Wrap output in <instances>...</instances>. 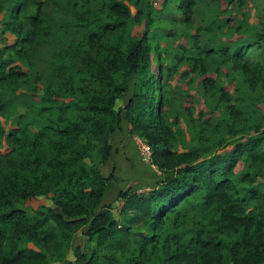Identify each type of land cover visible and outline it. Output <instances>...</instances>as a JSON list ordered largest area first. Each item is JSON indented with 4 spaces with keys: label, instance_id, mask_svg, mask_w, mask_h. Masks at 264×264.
Returning a JSON list of instances; mask_svg holds the SVG:
<instances>
[{
    "label": "trees",
    "instance_id": "obj_1",
    "mask_svg": "<svg viewBox=\"0 0 264 264\" xmlns=\"http://www.w3.org/2000/svg\"><path fill=\"white\" fill-rule=\"evenodd\" d=\"M173 2L187 22L201 5L217 6L215 0ZM107 7L113 20L98 26L90 20L85 28L87 40L98 44V53L85 63L92 86H75L68 79L55 90L40 73L31 79L34 68H26L24 61L26 40L32 37L23 36L25 29L13 18H5L0 27L3 38L18 36L0 49V85L18 86L11 94L0 93V114L11 129L6 133L0 122V139L10 147L6 153L0 150V264H75L66 258L74 235L85 227L96 248L89 255L75 249L79 264H264V187L259 182L264 178V112L259 117L254 107L241 111L217 78L220 66L233 62L234 71L264 88V19L257 32L232 34L216 45L212 36L235 25V17L226 18L220 9L203 35L196 36L194 54L183 57L190 67L183 76L202 78L203 93L224 103L229 129L248 128L253 134L225 146L223 153L198 147L181 152L174 148L180 118L174 126L166 123L163 95L167 80L178 71L157 57L158 75L151 73L155 11L139 5L133 16L125 0H107ZM40 17L36 13L31 22L46 41L53 30ZM134 22H145V29L131 41ZM58 29L64 31L63 25ZM248 33L256 38L246 39ZM212 66L216 74L209 77ZM126 78L135 79L126 121L149 144L162 180L146 195L120 192V221L104 204L114 175L101 174L99 164L110 158L109 137L119 123L114 109L127 90ZM17 105L28 112L14 114ZM30 117L39 123L35 130L28 125ZM93 153L99 161L88 164ZM240 163L245 167L237 171ZM38 198L52 204L30 216L24 204ZM135 226L148 233H135Z\"/></svg>",
    "mask_w": 264,
    "mask_h": 264
},
{
    "label": "rangeland",
    "instance_id": "obj_2",
    "mask_svg": "<svg viewBox=\"0 0 264 264\" xmlns=\"http://www.w3.org/2000/svg\"><path fill=\"white\" fill-rule=\"evenodd\" d=\"M173 1L125 0L126 4L131 7L133 16H136L139 5L144 10L151 7L155 11L156 19L153 24L154 30L151 40V73L158 75L157 57L166 65L176 66L178 71L175 77L167 80L168 87H165L163 91L164 97L167 98L164 108L166 123L169 126H174L176 120L180 118V124L174 127V148L183 152L186 149L198 147L202 150L208 149L212 153H223L226 149L225 146L228 148L244 135L247 136L249 132L253 134V131L248 128H240L237 131L229 129L228 123L230 120L225 111L224 103L203 93L202 78L194 75L191 78L183 76L186 71L190 70L183 57L191 55V53L194 54L196 51L195 44L200 39L196 36L199 33L203 35V31H206V27L213 18L215 19L220 9L224 11L226 18L231 15L235 17V25L233 29L228 28L224 33H217L212 36V41H215L216 45L226 42L229 37H238V33L241 34L245 31L257 32L255 30L258 29L264 19V0H232L231 3H229L230 0H215L217 6L209 7L210 3L201 5L200 9L193 13L191 22L184 21L182 13L176 10ZM206 1L210 2L211 0ZM19 3L22 6L18 11ZM36 13L41 16L43 26L50 27L53 30L51 38L46 41L41 38L39 27L31 22V16ZM114 16V13L107 7V0H12L10 2L0 0V27L5 18L6 21L13 18L14 22L22 25L25 29L22 35L33 39L26 40L29 50L28 59L24 61L26 68H34L31 79L35 78L37 73H40L45 79L50 80L55 90H58L68 79H71L75 86L93 85L92 79L86 75L85 63L94 51L98 53V44L87 40L85 28L90 20H92L91 23L98 26L102 22L106 23L113 20ZM144 23H131L129 31L131 41L142 35L145 29ZM60 24L63 25L64 31H59L58 26ZM1 32L2 30H0V49L6 44H14L16 38H18V36L16 37L11 33L5 34L3 38ZM251 33L246 34L245 38L252 40L256 38ZM253 52L258 56V52H255V50ZM92 57L97 61L99 60L97 54H93ZM232 64L228 62L225 67L220 66V74L218 77L216 76L219 84L229 93L231 102L235 106L242 107L241 111L245 112V107H254L261 111L258 116L263 117L264 88L251 84L241 70L234 71L232 69ZM210 70L212 72H210L209 77H212L213 74H216L213 66L210 67ZM118 81L120 84L124 83L122 77H119ZM134 82V78L125 79L127 90L118 98L114 109L119 114V123H116L115 131L109 137L110 146L112 147L110 156L115 144L119 142L117 134H121L122 139H124L122 141L124 146L120 150L125 154L128 161L134 163L140 171V174L135 178L130 177L126 180L127 183H119L117 187L120 186V190H116L112 197H108L107 205L112 210L113 215L120 221L122 220L120 210L123 205L120 192L131 190L139 195H146L157 189L162 180V173L153 164L151 152L148 157L146 152L143 151L144 144L151 151L147 141L131 132V126L125 118V106L133 96ZM16 88L18 86L15 84L8 88L0 85V93L11 94V92L8 93L9 90H15ZM27 112L28 110L18 105L13 110L16 115H25ZM0 122L6 129V133H9L11 130L10 124L7 123L5 116L2 114H0ZM25 125L27 124H24V127H26ZM28 125L33 130L39 127L37 120L32 117L28 119ZM9 148L0 139V150L6 153ZM125 149L126 151H123ZM98 161L99 155L93 153V157L86 162L92 164L98 163ZM108 161L99 164V169L104 176L112 173L115 178L113 185H115L114 171L109 168V165L107 169L103 168ZM244 167L245 164L240 163L237 171L243 170ZM259 182L264 187V178L260 179ZM51 204V201L47 198H38L26 202L24 208L31 216L36 213L40 206ZM133 230L135 233H148L143 226H135ZM85 231L86 227L74 235L71 250L66 258L75 264H79L74 255L75 249L89 255L96 248L95 244L88 240ZM53 264L60 263L54 262Z\"/></svg>",
    "mask_w": 264,
    "mask_h": 264
},
{
    "label": "crops",
    "instance_id": "obj_3",
    "mask_svg": "<svg viewBox=\"0 0 264 264\" xmlns=\"http://www.w3.org/2000/svg\"><path fill=\"white\" fill-rule=\"evenodd\" d=\"M117 136L119 142L115 144V148L112 150L108 163L105 164V166L103 167L104 169H107L109 165V168L114 171L116 177L115 185L111 187V189L105 196L104 204L106 205L108 204L109 201L108 197H112L113 194H115L116 190H120L121 187L120 186L117 187L119 183H127L128 181L126 180H128L130 177L135 178L140 174V171L138 170L136 165L131 161H128L125 154L120 150V148L124 146V142H122L124 139H122L123 137L121 136V134H117ZM123 151H126V149Z\"/></svg>",
    "mask_w": 264,
    "mask_h": 264
},
{
    "label": "built area",
    "instance_id": "obj_4",
    "mask_svg": "<svg viewBox=\"0 0 264 264\" xmlns=\"http://www.w3.org/2000/svg\"><path fill=\"white\" fill-rule=\"evenodd\" d=\"M147 145L149 146V144L147 143ZM150 147V146H149ZM150 150H151V148H150ZM143 151L144 152H146V154L148 155V157H149V155H150V152H151V155H152V151H149V148L144 144V146H143Z\"/></svg>",
    "mask_w": 264,
    "mask_h": 264
}]
</instances>
